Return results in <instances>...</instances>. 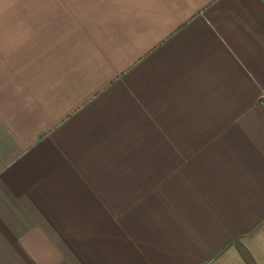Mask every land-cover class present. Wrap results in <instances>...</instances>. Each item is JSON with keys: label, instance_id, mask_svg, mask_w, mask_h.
<instances>
[{"label": "crops", "instance_id": "obj_1", "mask_svg": "<svg viewBox=\"0 0 264 264\" xmlns=\"http://www.w3.org/2000/svg\"><path fill=\"white\" fill-rule=\"evenodd\" d=\"M0 264H264V0H0Z\"/></svg>", "mask_w": 264, "mask_h": 264}]
</instances>
